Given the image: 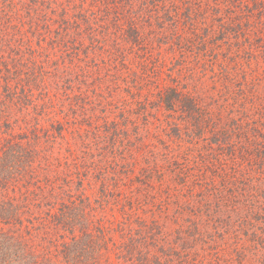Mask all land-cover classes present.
Listing matches in <instances>:
<instances>
[{
	"label": "trees",
	"instance_id": "16d2710c",
	"mask_svg": "<svg viewBox=\"0 0 264 264\" xmlns=\"http://www.w3.org/2000/svg\"><path fill=\"white\" fill-rule=\"evenodd\" d=\"M263 64L264 0H0V264H264Z\"/></svg>",
	"mask_w": 264,
	"mask_h": 264
},
{
	"label": "rangeland",
	"instance_id": "374dc122",
	"mask_svg": "<svg viewBox=\"0 0 264 264\" xmlns=\"http://www.w3.org/2000/svg\"><path fill=\"white\" fill-rule=\"evenodd\" d=\"M259 62L261 64V62H262L261 58H259ZM263 65L262 66L258 65L257 70L259 72L264 70V66ZM161 76L165 79V81H163V83H166L167 79L165 78V76L164 75H161ZM163 83H161L160 85H163ZM112 104H116V103H112ZM113 107H115V105H113ZM112 112H116V110L112 109ZM162 115H163V112H158V119L159 120H163V116ZM113 116L114 115H112V117ZM158 126H161V125L158 124ZM165 132L166 131H165V129L163 127H158V131L153 129L150 133H144L142 135V137H143L142 142L144 143V146L146 148L144 150H141V149L140 150H138V149H133L132 150V154H133V156H135V159H136V163L131 167V169H134V175H137L138 171L141 168H145L146 167V165H144L143 158H144V153L148 149H152V146H156V147H158V151H159L161 149V142L168 143V138L166 137ZM127 134L132 136L131 138H129V140L125 136H121V137L119 136V140L120 141H119V144L117 145L118 149H115L117 152H119L120 149L124 150L125 146L129 145L128 141H130V142L135 141V136H133L134 133L132 132V130L127 132ZM137 146H138V143H137ZM130 149L131 148H128L127 150H124V153L125 152L131 153ZM111 150H113V149H111ZM111 150H108V151H111ZM157 165L161 166V162L158 161ZM157 165H155V166H157Z\"/></svg>",
	"mask_w": 264,
	"mask_h": 264
}]
</instances>
